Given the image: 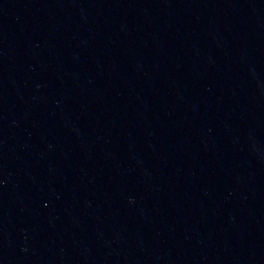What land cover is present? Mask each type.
<instances>
[{"label":"water","instance_id":"1","mask_svg":"<svg viewBox=\"0 0 264 264\" xmlns=\"http://www.w3.org/2000/svg\"><path fill=\"white\" fill-rule=\"evenodd\" d=\"M0 264H264V0H0Z\"/></svg>","mask_w":264,"mask_h":264}]
</instances>
